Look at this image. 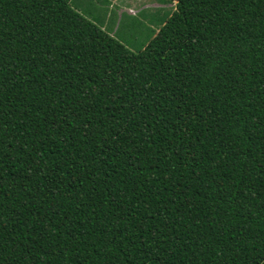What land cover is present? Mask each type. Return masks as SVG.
<instances>
[{"label":"trees","instance_id":"16d2710c","mask_svg":"<svg viewBox=\"0 0 264 264\" xmlns=\"http://www.w3.org/2000/svg\"><path fill=\"white\" fill-rule=\"evenodd\" d=\"M0 264H264V0H0Z\"/></svg>","mask_w":264,"mask_h":264},{"label":"rangeland","instance_id":"374dc122","mask_svg":"<svg viewBox=\"0 0 264 264\" xmlns=\"http://www.w3.org/2000/svg\"><path fill=\"white\" fill-rule=\"evenodd\" d=\"M162 1L156 0L158 3H162ZM111 3V0H72L73 7H78L82 14L92 19L98 25L102 26L108 23L109 29H113L116 23L117 27L114 36L125 43L128 48L133 51L142 48L152 36V30L155 28V11L143 8L138 9L134 14L125 11L120 16L118 14L120 5H114L112 7L113 5ZM155 10L158 12L159 18L163 15L166 18L169 16H167V13H169L167 9L157 8Z\"/></svg>","mask_w":264,"mask_h":264},{"label":"crops","instance_id":"0c3cea01","mask_svg":"<svg viewBox=\"0 0 264 264\" xmlns=\"http://www.w3.org/2000/svg\"><path fill=\"white\" fill-rule=\"evenodd\" d=\"M111 4L113 5H120L118 8V14L122 16L125 11L130 14H134L138 11V9H152L154 10V20H155V32L158 30L159 26L164 23L166 20L165 15L163 16H158V12L155 10L157 8H164L169 10V13H167V16L171 14L172 10L174 9L176 0H163L162 3L156 2V0H111ZM166 5H168L166 7ZM110 6V5H109ZM80 12V9L78 7H74ZM155 8V9H154ZM82 13V12H81ZM103 29H105L110 35L114 36L115 29L117 27V24L115 23L113 29H109L108 23H105L104 25L101 26Z\"/></svg>","mask_w":264,"mask_h":264}]
</instances>
